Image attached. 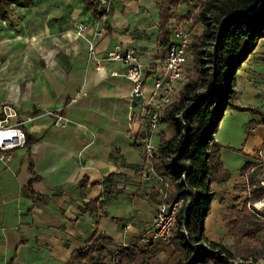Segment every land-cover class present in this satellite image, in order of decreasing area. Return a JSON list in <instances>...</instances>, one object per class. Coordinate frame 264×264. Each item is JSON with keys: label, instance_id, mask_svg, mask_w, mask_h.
<instances>
[{"label": "crops", "instance_id": "crops-1", "mask_svg": "<svg viewBox=\"0 0 264 264\" xmlns=\"http://www.w3.org/2000/svg\"><path fill=\"white\" fill-rule=\"evenodd\" d=\"M86 1L34 0L29 8L11 6L6 18L0 14V112L8 106L22 121L35 118L25 131L36 141L12 153L9 164L0 160V264H90L77 253L99 250L104 240L114 244L105 250L108 264L123 245L158 259L169 246L139 242L149 236L160 192L171 184L158 176L143 179L141 147L151 139L157 155L161 136L170 140L175 132L165 123L154 133L144 127L136 117L143 100L132 99L126 77L129 66L107 60L117 48L134 50L144 67L145 101L152 102L168 51L160 41L161 0H116L103 26ZM190 6L183 4L179 13ZM80 24L86 29L77 38ZM262 54L264 40L237 84L238 104L260 111L244 144L241 170L255 165L256 152L264 148ZM183 84L177 83L179 93ZM59 117L66 127L55 126ZM214 140L219 144L217 134ZM261 171L253 169L246 179L231 176L221 186L245 184ZM36 176L41 179L33 183V194L25 193Z\"/></svg>", "mask_w": 264, "mask_h": 264}, {"label": "trees", "instance_id": "trees-1", "mask_svg": "<svg viewBox=\"0 0 264 264\" xmlns=\"http://www.w3.org/2000/svg\"><path fill=\"white\" fill-rule=\"evenodd\" d=\"M185 1L188 0H161L160 41L165 48L172 44L173 31L169 26L176 18L175 10ZM33 3L34 0H0V14L6 18L11 6L29 8ZM85 5L97 15V0H87ZM193 20L205 27L203 35L191 47L198 81L185 85L178 101L163 111L161 123L173 129L175 136L170 140L161 136L154 159L155 175L171 181L166 190V203L174 204L180 197L185 199L168 242L174 253L168 260L161 261L148 256L136 245L126 249L118 247L119 253L113 255L114 264H208L211 260H215V264L225 263L222 255L202 252L193 245L204 241L205 220L216 197L211 185L230 179V173L221 162L222 147L214 140L219 124L228 109L254 111L236 105V75L264 40V0H206ZM209 48L212 49L208 52ZM35 142L28 138L27 148ZM254 168L255 165L246 164L241 176H247ZM40 179L39 176L31 178L25 193L32 195V185ZM258 185L255 184L259 188L250 194L249 203L264 200V187L261 183ZM236 214L237 219L230 225L233 233L239 232L245 223L264 225V214L256 210L249 212L245 208ZM102 243L99 250L87 248L77 253V258L90 264H108L109 255L105 250L114 244L106 240Z\"/></svg>", "mask_w": 264, "mask_h": 264}, {"label": "built area", "instance_id": "built-area-1", "mask_svg": "<svg viewBox=\"0 0 264 264\" xmlns=\"http://www.w3.org/2000/svg\"><path fill=\"white\" fill-rule=\"evenodd\" d=\"M116 0H97V22L101 26L110 16L113 4ZM171 26V25H170ZM86 27L80 24L77 28L76 37H82ZM173 31L174 40L168 48L166 58L164 60V75L157 79L154 84L152 102H146V89L144 86L145 72L144 67L140 63L137 53L134 50L122 51L117 48L115 51L108 54L109 61H121L129 66L126 73L127 79L133 84L131 97L133 100H143L140 104V113L136 116L140 120L146 122L144 127L151 133H154L163 116V111L179 99L180 93L177 90V83L184 82L185 69L189 65L191 58V47L193 38L186 31L170 27ZM104 31L102 28L101 32ZM98 33L99 35L101 34ZM90 57H96L95 47H90ZM261 110L264 112V92L261 95ZM135 116H131L130 121L134 120ZM35 118L29 117L26 120H20L17 111L11 107L5 106L0 112V160L6 165L12 160V153L26 149L28 137L25 131V126L34 122ZM63 118L59 117L55 122L56 127H66L63 124ZM141 152L145 161V169L142 172L144 180H150L155 175L154 159L156 157L157 148L153 145L151 139H146L145 144L141 147ZM255 169L264 170V148H261L255 155ZM169 186H165L160 192L159 204L156 208L153 228L149 236L142 238L139 242L148 245L151 242L168 243L172 237V233L177 223L178 213L181 209L182 201L174 204H167L166 190ZM257 188L256 186L254 187ZM130 245L121 246L122 249L128 248ZM120 248L115 252L116 256ZM114 264V257L111 260Z\"/></svg>", "mask_w": 264, "mask_h": 264}, {"label": "rangeland", "instance_id": "rangeland-1", "mask_svg": "<svg viewBox=\"0 0 264 264\" xmlns=\"http://www.w3.org/2000/svg\"><path fill=\"white\" fill-rule=\"evenodd\" d=\"M204 1L206 0L185 1L183 4L192 3L188 13L185 11L179 13V9L183 6L182 4L175 10L176 18L170 22L175 28L182 29L191 35L193 38L192 46L197 43V38L201 37L205 31L204 26L195 24V20H193V16L198 13ZM182 14H185V17H179ZM189 17L191 18L189 19ZM211 49L212 48H209L207 51L209 52ZM261 56H264V54ZM261 61L264 62V58L261 57ZM189 67L190 69L186 72L183 82L185 84L183 85L195 84L198 81V74L194 69L192 56L190 58ZM241 68L237 71L236 75V91ZM239 100L240 96L238 93L236 105L242 107L238 104ZM176 101H178V99ZM258 112H256L255 109L254 111L247 110L234 114L229 112L219 124L217 138L219 140V145L222 147L221 162L224 168L230 173V177L238 176L242 171L243 159L241 157L246 152L244 144L248 139L250 128L254 124L253 121L257 120L259 117ZM156 142L157 140H154L155 145H157ZM263 180L264 170L258 172L257 176L252 177V179L249 178L247 182L245 180V184L226 188L217 183L218 186L211 188L212 192L216 194V197L211 204L210 211L205 220L204 241L194 244L193 247L202 252H214L217 255H222L225 261L223 264H226V260L229 262L228 264H264V225L245 223L243 228L237 233L231 232L233 229L232 226H230L238 217L236 213L245 208H247L249 212L256 210L264 214V200L258 204L249 203L251 199L250 194L255 190V184L258 185L261 183L262 187H264ZM258 186H256V189L259 188ZM180 200L182 201L181 209H183L185 199L180 197L176 202ZM258 220L261 221L260 219ZM185 233L187 237H189V233L187 231H185ZM170 252L171 255L168 254ZM173 253L174 248L169 245L167 246L166 253H164V256L159 260L166 261ZM215 263V260H211L208 264Z\"/></svg>", "mask_w": 264, "mask_h": 264}, {"label": "bare ground", "instance_id": "bare-ground-1", "mask_svg": "<svg viewBox=\"0 0 264 264\" xmlns=\"http://www.w3.org/2000/svg\"><path fill=\"white\" fill-rule=\"evenodd\" d=\"M260 207H262V206H260Z\"/></svg>", "mask_w": 264, "mask_h": 264}]
</instances>
